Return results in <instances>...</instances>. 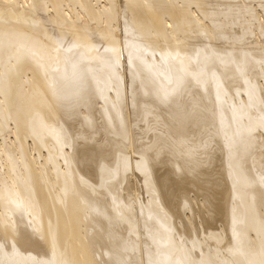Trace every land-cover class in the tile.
I'll return each mask as SVG.
<instances>
[{
  "label": "bare ground",
  "instance_id": "1",
  "mask_svg": "<svg viewBox=\"0 0 264 264\" xmlns=\"http://www.w3.org/2000/svg\"><path fill=\"white\" fill-rule=\"evenodd\" d=\"M0 264H264V0H0Z\"/></svg>",
  "mask_w": 264,
  "mask_h": 264
}]
</instances>
